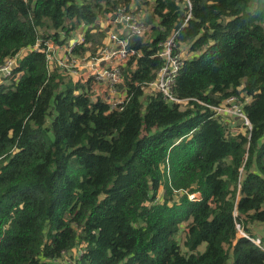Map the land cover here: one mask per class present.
<instances>
[{
	"label": "trees",
	"instance_id": "obj_1",
	"mask_svg": "<svg viewBox=\"0 0 264 264\" xmlns=\"http://www.w3.org/2000/svg\"><path fill=\"white\" fill-rule=\"evenodd\" d=\"M119 9L149 30L128 38L111 108L92 77L50 66L44 42L82 26L71 52L95 56L99 18ZM171 36L186 50L181 103L148 86ZM9 58L0 264H264L252 232L264 223V0H0V66ZM231 96L249 98L245 132L215 109Z\"/></svg>",
	"mask_w": 264,
	"mask_h": 264
},
{
	"label": "built area",
	"instance_id": "obj_2",
	"mask_svg": "<svg viewBox=\"0 0 264 264\" xmlns=\"http://www.w3.org/2000/svg\"><path fill=\"white\" fill-rule=\"evenodd\" d=\"M137 15L133 13L119 9L116 16L112 20L114 27L109 29L107 40L105 45L98 51L95 56H80L73 55L72 49L76 44L84 41L82 33L78 37H73L65 45H57L50 41H45V51L47 52V59H50V53L58 54L62 52L61 57L54 58V64L68 70L71 74L77 73V66L81 64L82 68L88 69L87 74H90L96 82L109 87L111 92V108L120 104L122 97H119L115 90L114 85L120 81V69L121 66L127 61L130 55L134 54L131 48H128V38L134 35H143L147 33L149 27L143 23L137 21ZM120 27V29L117 28ZM35 44L34 49H39V43ZM186 54V53H185ZM158 57L163 59V65L157 72V77L154 81L149 83V87L156 88L162 97L170 102L181 103L182 100L175 97L172 93V85L179 72V69L183 61V52L179 48L177 49L174 36L168 38L162 45L161 50L157 54ZM14 63L13 58L7 59L3 65L0 66V74L7 76L10 73ZM50 63V62H49ZM85 72V69H83ZM79 70V72L83 73ZM113 97H115L113 99ZM246 101V100H245ZM224 103L225 106L223 105ZM229 108H226V106ZM243 103L239 98L235 96L229 97L219 107H215L217 112L229 115V112H233L232 115L239 118L242 121L244 128L250 129L251 125L242 110ZM235 111V113H234ZM194 194H190L189 198L193 199ZM239 229V225H237ZM239 235H244L243 232H239ZM250 240L259 245L258 239L250 238ZM264 251V247L262 248Z\"/></svg>",
	"mask_w": 264,
	"mask_h": 264
},
{
	"label": "rangeland",
	"instance_id": "obj_3",
	"mask_svg": "<svg viewBox=\"0 0 264 264\" xmlns=\"http://www.w3.org/2000/svg\"><path fill=\"white\" fill-rule=\"evenodd\" d=\"M99 21H105L104 20V18H99ZM108 24V21H105V25H107ZM82 28V26H80L79 27V29H81ZM182 50V49H181ZM182 52H183V55L184 56H186V50H182ZM61 55H62V52L60 51L58 54H54V53H50V59L51 60H49V65L50 66H53V65H55L54 64V58L56 57V58H59V57H61ZM15 61V60H14ZM78 68H77V73H74V74H72L74 77H79V78H81L82 80H85L86 78H88V77H92V76H90V74H87V71H88V69H86V68H82L81 67V64L80 65H78L77 66ZM83 69H85V72L84 73H81V72H79L78 73V71L79 70H81V71H83ZM0 76H1V78H3V74L1 73L0 74ZM93 78V77H92ZM8 82V80H2V79H0V82ZM91 87H92V89L91 90H93L94 92H93V95L95 96V95H99L101 98H104V99H107V101L110 103L111 102V98H112V95H108V92H109V90L108 91H106V86L105 85H102V84H99V82H96L95 81V79L93 78V82L91 83V85H90ZM240 100V99H239ZM248 101L249 100V98H244V100H240L241 101V103H243L244 101ZM225 104L226 103H224L223 105L225 106ZM226 108H229V106L227 105L226 106ZM232 113L233 112H229V115H226L225 117H223V118H227V116L228 117H230V121H231V123L234 121V125H235V127H233V130H232V132L233 133H238V132H245V128H244V126H242L240 123H241V121H240V119H238V120H234V116L232 115ZM234 113H235V111H234ZM240 232H242V230L240 229L239 230ZM255 232L257 235H259V236H263V238H264V223L263 224H260V225H257V226H254V227H252V232ZM178 240H180V243L182 242V240H183V231H181V233H179V235H178ZM198 250H200V251H202L203 250V245H201V246H199L198 247ZM68 262V261H67ZM61 263L62 264H64V260H62L61 261ZM68 264V263H67Z\"/></svg>",
	"mask_w": 264,
	"mask_h": 264
},
{
	"label": "crops",
	"instance_id": "obj_4",
	"mask_svg": "<svg viewBox=\"0 0 264 264\" xmlns=\"http://www.w3.org/2000/svg\"><path fill=\"white\" fill-rule=\"evenodd\" d=\"M108 18V17H107ZM105 21H107L108 19H104ZM105 21H99V24H100V26L101 27H103V26H105V29H106V31H107V35H108V31H109V29H112L113 27H114V25H113V23H111V25H105ZM108 23H109V21H108ZM119 26H117V28H118ZM82 29L83 28H81V29H78L77 31H76V33L73 35V37L75 36V37H78V36H80L81 35V33H82ZM118 29H120V27L118 28ZM72 37V38H73ZM71 38V39H72ZM70 40V39H69ZM106 40H107V38H106ZM85 56L87 57L88 55L87 54H85ZM83 73H84V71H83ZM103 85V84H102Z\"/></svg>",
	"mask_w": 264,
	"mask_h": 264
}]
</instances>
